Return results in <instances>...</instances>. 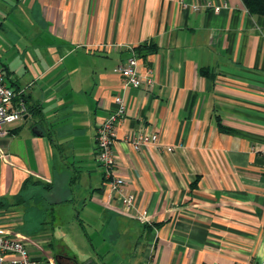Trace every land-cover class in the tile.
<instances>
[{
  "label": "crops",
  "instance_id": "1",
  "mask_svg": "<svg viewBox=\"0 0 264 264\" xmlns=\"http://www.w3.org/2000/svg\"><path fill=\"white\" fill-rule=\"evenodd\" d=\"M130 57L152 87L124 85ZM0 67L27 106L0 132V232L36 264L264 260V16L241 0H0ZM117 95L116 173L148 223L118 211L96 160ZM130 132L159 145L135 151ZM75 228L104 253H80Z\"/></svg>",
  "mask_w": 264,
  "mask_h": 264
},
{
  "label": "built area",
  "instance_id": "2",
  "mask_svg": "<svg viewBox=\"0 0 264 264\" xmlns=\"http://www.w3.org/2000/svg\"><path fill=\"white\" fill-rule=\"evenodd\" d=\"M207 7H211L208 5ZM198 9L199 5H193ZM214 9H220L215 6ZM138 61L130 57L125 63L119 64L115 71L121 76L124 85L134 88L148 89L154 84L152 70H147L143 76L137 72ZM23 91L9 87L5 83V74L0 67V132L3 125L21 120L27 115V106L23 102ZM115 108L111 114L97 126L96 160L103 170V178L110 182L111 189L120 202L118 211L129 214L138 221L148 223L149 216L136 206V198L126 190V180L116 173V126L123 120L126 107L122 96L114 97ZM126 140L135 151H140L149 145H159L157 132H130ZM0 264H36L25 244V238L11 232H0ZM260 264H264V260Z\"/></svg>",
  "mask_w": 264,
  "mask_h": 264
},
{
  "label": "rangeland",
  "instance_id": "3",
  "mask_svg": "<svg viewBox=\"0 0 264 264\" xmlns=\"http://www.w3.org/2000/svg\"><path fill=\"white\" fill-rule=\"evenodd\" d=\"M72 231H73V235L78 236V238L75 239V243H76L75 247H77V249H78V251H80V253H85L88 255V257H91V258H93V254H94L93 249H95L99 255H102V253H104L101 250V248H99V250H97L98 245H96V238L91 236L92 230H90L88 228L85 229V232L87 233L88 238H86L82 234V231L79 228L78 229L75 228ZM105 248H103V249H105ZM56 252H57V247L53 246L51 253L53 254ZM68 252H70V251H68ZM42 264H47V263L44 261Z\"/></svg>",
  "mask_w": 264,
  "mask_h": 264
},
{
  "label": "trees",
  "instance_id": "4",
  "mask_svg": "<svg viewBox=\"0 0 264 264\" xmlns=\"http://www.w3.org/2000/svg\"><path fill=\"white\" fill-rule=\"evenodd\" d=\"M241 1L249 14L256 16H264V0H241ZM201 74L204 76H209L208 71H201ZM217 122H218V127L221 131L228 130L223 126L220 118H218Z\"/></svg>",
  "mask_w": 264,
  "mask_h": 264
}]
</instances>
